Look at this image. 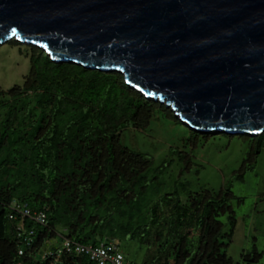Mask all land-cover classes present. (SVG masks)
<instances>
[{
	"label": "trees",
	"instance_id": "obj_1",
	"mask_svg": "<svg viewBox=\"0 0 264 264\" xmlns=\"http://www.w3.org/2000/svg\"><path fill=\"white\" fill-rule=\"evenodd\" d=\"M30 47L25 84L0 89V264H95L88 255L56 247L60 230L64 239L87 246L129 241L156 248L150 264H233L234 202L244 199L229 185L217 193L189 192L184 202L179 186L165 192L167 165L154 170L153 160L122 142L124 130L147 128L154 109L164 106L131 88L121 73L56 63ZM190 131L193 139L202 135ZM247 138L251 152L241 179L264 150V135ZM15 203L47 212L48 225L11 220ZM31 231L35 244L28 247ZM263 257L255 249L243 263Z\"/></svg>",
	"mask_w": 264,
	"mask_h": 264
},
{
	"label": "water",
	"instance_id": "obj_2",
	"mask_svg": "<svg viewBox=\"0 0 264 264\" xmlns=\"http://www.w3.org/2000/svg\"><path fill=\"white\" fill-rule=\"evenodd\" d=\"M121 73L202 134L264 135V0H0V45Z\"/></svg>",
	"mask_w": 264,
	"mask_h": 264
},
{
	"label": "rangeland",
	"instance_id": "obj_3",
	"mask_svg": "<svg viewBox=\"0 0 264 264\" xmlns=\"http://www.w3.org/2000/svg\"><path fill=\"white\" fill-rule=\"evenodd\" d=\"M31 55L32 48L19 45L16 40L0 45V89L10 91L25 84L32 70ZM157 103L164 109H154V118L147 128L124 130L123 144L153 160L154 170L167 165L161 175L165 192H173L179 186L184 202L188 201L189 192L217 193L231 185L244 202H234L238 226L228 255L233 264H244L245 253L257 249L264 254V150L258 163L241 179L240 170L249 161L251 152L247 135L230 137L219 133L207 138L202 134L199 139H193L191 128L178 122L181 119L173 109ZM63 235L65 232L60 230V237L52 242L58 248L63 246ZM118 243L126 256L138 264H150L157 253L156 248L150 250L133 242ZM258 264H264V257Z\"/></svg>",
	"mask_w": 264,
	"mask_h": 264
},
{
	"label": "built area",
	"instance_id": "obj_4",
	"mask_svg": "<svg viewBox=\"0 0 264 264\" xmlns=\"http://www.w3.org/2000/svg\"><path fill=\"white\" fill-rule=\"evenodd\" d=\"M19 216L23 218H30L41 225H48V215L47 212H34L28 207V205L22 206L15 203L13 208V213L11 214V220H17ZM20 237L22 238L26 235L24 227L20 226L18 228ZM36 232L31 231L27 233L25 242L28 247L35 244ZM63 248L69 253L76 254L78 256L88 255L95 264H133L124 253L122 247L117 241L107 242L101 246H87L81 243L72 241L65 238L63 243ZM21 255L25 254V250L22 249ZM52 256L54 254L48 253ZM46 255V256H48Z\"/></svg>",
	"mask_w": 264,
	"mask_h": 264
}]
</instances>
